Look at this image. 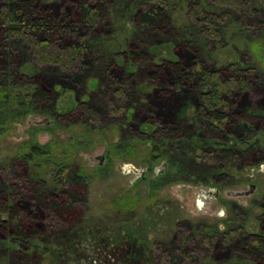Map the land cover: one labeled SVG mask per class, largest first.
<instances>
[{"label":"rangeland","instance_id":"obj_1","mask_svg":"<svg viewBox=\"0 0 264 264\" xmlns=\"http://www.w3.org/2000/svg\"><path fill=\"white\" fill-rule=\"evenodd\" d=\"M102 1L108 10L105 22L93 41L91 58L81 69L67 73L53 66L39 67L25 46L17 44L21 62L13 70L22 71V78L12 80L9 74L0 73L2 85L8 83L25 93L41 85L50 87L53 93L48 104L36 107V113L0 126V166L17 156L27 143H51L56 156L72 158L87 183L80 190L76 218L46 240V246L57 249L60 257L38 255L45 247L39 241L30 249L1 234L0 264H24L23 260L28 264H163L160 252L168 253L167 264H264L236 259L219 248L210 251L204 243L210 229L226 231L239 225L245 235L264 234V121L258 125L239 123L236 130L227 131L216 141L243 147L235 140L251 126L256 135L249 144L258 142V151L248 163L226 171L221 178L213 177L217 173L209 169L199 175L198 169H193L194 175H176L177 165L189 172L192 158L206 151L203 142L208 138L198 134L195 104L185 101L186 96H193L181 90L161 93L167 86L141 78L137 74L139 64L128 56V52L139 51L156 65L167 61L188 63L190 57L183 45L190 43L211 69L249 66L264 79V5L252 0L253 7L263 12L257 27L238 22L234 11H227L221 20L220 38L210 41L196 33L203 26L186 14L187 4L195 0H167L172 9L168 11L166 33L135 28L132 19L136 4L145 0ZM38 2L47 10L61 12L75 0ZM124 73L133 77L124 86L128 96L119 115L100 116L91 125L73 117L79 103H89L103 112L104 99L112 97ZM237 98L234 111L241 113L238 115L264 118V90L260 85ZM148 105L151 114L141 110ZM177 112L196 135L165 137L156 146L152 137L156 125L172 121ZM124 138L127 140L122 146H128V155H117V145ZM187 140L189 149L183 146ZM210 142L212 145L215 141ZM220 171L223 173V169ZM251 185L255 189L244 195ZM215 187L217 198L211 194ZM42 191L31 181H5L0 173V200L6 197L8 204L18 200L26 214L37 211L34 207ZM184 232H189L195 243L188 262L181 261L172 250L178 233Z\"/></svg>","mask_w":264,"mask_h":264},{"label":"trees","instance_id":"obj_2","mask_svg":"<svg viewBox=\"0 0 264 264\" xmlns=\"http://www.w3.org/2000/svg\"><path fill=\"white\" fill-rule=\"evenodd\" d=\"M256 2L264 5V0ZM47 9L43 8L38 0H0L1 74L5 76L9 74L12 80L22 78V71L13 70L21 62L17 44L25 46L28 55L39 67L53 66L67 73L81 69L91 58L93 41L97 39L95 37L98 29L104 24L108 12L103 1L75 0L69 4L68 10L63 9L64 11L59 12ZM170 9L172 7L167 0H145L136 4L132 22L137 29L166 33L169 28ZM229 10L234 11L238 22H247L252 27H257L258 18L263 13L262 10L253 7L252 0H195L187 4L186 14L189 19L203 26L196 30L200 37L216 41L220 38L222 17ZM183 48L190 57L188 63L167 61L156 65L150 63L146 55L139 51L128 52V56L139 64L137 74L141 78L155 85L164 83L167 86L161 93L181 90L190 91V95L193 96H186L185 101L190 100L195 104V114L201 132L198 134L208 138L207 142H203L206 151L199 158H192L188 166L189 172H185L177 165L174 170L177 169L178 173L175 174L194 175L193 169H198L195 172L199 175L198 172L209 169L217 173L212 174L213 177L221 178L226 171L248 163L250 156L258 151L256 148L258 142L249 144V140L256 135L251 126L245 131L244 136L235 140L238 141L235 144H244L243 147L224 146L216 141L223 139L227 131L236 130L239 123L250 121L251 124L258 125L264 121L263 117L240 116L238 115L240 112L237 114L234 111L238 101L237 95L252 91L257 85L264 90V79L257 77L254 68L249 66L225 71L211 69L199 58L197 48L192 44H185ZM10 67L12 71H9ZM120 77L119 86L113 91L114 96H106L104 99L103 112L89 103H79L73 117L82 121L81 124L91 125L100 119V116L119 115L123 110L122 101L126 95L128 96L124 86L133 74L124 73ZM185 87L189 90H185ZM52 98L50 87L38 85L25 93L8 83L7 86L0 84V126L36 113V107L48 104ZM141 110L151 114L149 105L146 108L142 107ZM179 116V112L174 113L172 121L156 125L152 134L156 146H159L157 144L165 137L179 138L190 133L196 135L194 128L186 125L187 123ZM126 140L124 138L119 141L121 144L117 145L119 150L117 155H128L125 152L128 146H122V141ZM210 141L215 142L211 145ZM189 143L190 140H187L183 146L189 149L191 147ZM54 148L56 147L51 143L39 145L30 142L17 156L0 166L3 180L25 183L31 181L43 189L41 192L43 194L39 195V202L34 207L37 209L35 213L26 214L18 200H13L11 204L5 201L6 197L0 200V235H6L11 242L30 249L34 242L39 241L45 247L38 251V255L45 253L47 258L60 257L57 249L53 250L46 246L48 245L46 240L50 233L56 235L55 232L76 218L80 205V190L87 184L86 177L77 171L72 158L61 154L56 156ZM218 169H223V173ZM219 172L221 173L218 175ZM178 234L179 239L172 250L181 261L188 262L190 253L195 249V243L189 232ZM204 243L210 251L219 248L230 252L236 259L264 263V234L245 235L241 229L221 232L210 229ZM168 259V253L160 252L163 264L169 263ZM23 262L28 264L24 260Z\"/></svg>","mask_w":264,"mask_h":264},{"label":"flooded vegetation","instance_id":"obj_3","mask_svg":"<svg viewBox=\"0 0 264 264\" xmlns=\"http://www.w3.org/2000/svg\"><path fill=\"white\" fill-rule=\"evenodd\" d=\"M164 167H165V166H164ZM161 172H162V171H161ZM216 183H217V180H216ZM254 187H255L254 185H251L250 188H249L250 190H249L248 192L244 193V195H249V194L252 192V190L255 189ZM217 190H218V188L215 187V192L211 193V194H214V195H215L214 198H217V197H216V196H217ZM241 228H243V227L238 225V227H237V228H234V229H241ZM234 229L232 228V229H228V230H226V231L234 230ZM220 232H221V231H220ZM242 232H243V231H242ZM243 233H244V232H243ZM247 235H249V234H247ZM250 235H254V234L250 233Z\"/></svg>","mask_w":264,"mask_h":264}]
</instances>
